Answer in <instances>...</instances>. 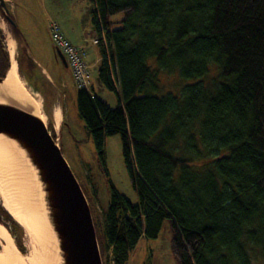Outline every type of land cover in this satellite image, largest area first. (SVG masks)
I'll return each mask as SVG.
<instances>
[{"label":"trees","instance_id":"1","mask_svg":"<svg viewBox=\"0 0 264 264\" xmlns=\"http://www.w3.org/2000/svg\"><path fill=\"white\" fill-rule=\"evenodd\" d=\"M93 2L94 32L107 41L98 77L117 86L118 105L77 89V111L101 159L104 137L120 135L138 196L131 204L111 188L103 225L112 263L142 235L156 237L164 218L179 264L264 258V0ZM8 62L0 39L2 78ZM161 70L192 82L158 94ZM1 215L23 234L0 204Z\"/></svg>","mask_w":264,"mask_h":264},{"label":"rangeland","instance_id":"2","mask_svg":"<svg viewBox=\"0 0 264 264\" xmlns=\"http://www.w3.org/2000/svg\"><path fill=\"white\" fill-rule=\"evenodd\" d=\"M76 1L8 0V3H6L12 19V23H9V25L12 35L18 41L22 51H26L27 47L30 46V36L33 33L35 35L32 40L41 44L47 52L56 55L57 60L60 61L51 41L49 33L51 19H49L48 14L65 12ZM119 18L120 14H115L112 17L113 20H118ZM5 20L0 14V39L6 49L8 24ZM19 63L25 78L29 80V83H35L33 73H30L27 57L22 54L19 57ZM147 63L151 68L157 67L153 57L148 58ZM213 68L214 66H210V70H212L211 73L209 72L210 75L208 77L210 78L215 75ZM97 71L98 67L93 72L88 70L89 82L92 86H90L89 92L91 95L101 98L106 104L109 102L111 104H107L109 107L115 108L118 105L117 94L104 86L98 77ZM61 74L66 81L65 89L58 88L61 94H64L62 99L64 122L53 137L57 142L62 158L77 181L90 209L102 264H113L111 262V251H109V247L106 244L103 225V217L108 208L111 188L123 195L131 204L138 203V196L131 184L120 135L115 134L104 137L102 145L103 158L101 159L97 154L91 136L88 134L78 114L76 106L77 88L72 83L71 71L63 63ZM19 78L29 94L32 93L33 88L28 85L22 76H19ZM210 78L206 79V81H209ZM190 82L192 80L181 79L176 71L168 74L161 70L159 72L160 92L158 94L167 91L178 94L180 85ZM43 86H40V90L48 96V88ZM33 97L38 100L41 113L48 114L50 102L48 100L45 102V99L38 92ZM44 124L52 135L49 120L46 117ZM15 223L18 224L16 221ZM10 226L14 229V225ZM171 237V221L168 218H164L156 237L148 238L142 235L123 264H179V261L171 251ZM23 241L24 251H28L26 236H23ZM252 260L254 264H264L263 256L257 251L253 252Z\"/></svg>","mask_w":264,"mask_h":264},{"label":"bare ground","instance_id":"3","mask_svg":"<svg viewBox=\"0 0 264 264\" xmlns=\"http://www.w3.org/2000/svg\"><path fill=\"white\" fill-rule=\"evenodd\" d=\"M10 65L0 82V103H8L45 121L40 104L25 89L16 64V47L6 39ZM29 87V86H28ZM33 94V95H31ZM55 124L59 113H53ZM0 204L23 229L28 251L20 252L0 223V264H63L58 239L48 216L43 186L26 153L12 139L0 134Z\"/></svg>","mask_w":264,"mask_h":264},{"label":"water","instance_id":"4","mask_svg":"<svg viewBox=\"0 0 264 264\" xmlns=\"http://www.w3.org/2000/svg\"><path fill=\"white\" fill-rule=\"evenodd\" d=\"M0 11L12 23L4 0ZM57 55L66 66L63 55ZM0 134L14 140L37 171L63 264H102L86 199L44 122L15 105L0 103Z\"/></svg>","mask_w":264,"mask_h":264},{"label":"crops","instance_id":"5","mask_svg":"<svg viewBox=\"0 0 264 264\" xmlns=\"http://www.w3.org/2000/svg\"><path fill=\"white\" fill-rule=\"evenodd\" d=\"M5 1L8 3V0ZM94 9L95 5L93 0H77L76 3L73 2L71 7H69L68 10H65V12L60 11L61 13L48 14L49 19H51L49 27L51 24L56 25L58 31L71 45L82 50L83 62L86 65L87 70H90V72H93V70L99 67L101 61L100 46L95 45L91 42V39L94 35V28L92 24V11ZM0 14L2 15V17H4L1 11ZM7 24V35L15 42V59L18 72L20 73L19 57L23 54L25 57H27L30 73H33V79L35 83H29V80L25 78L24 74L22 72L20 74L23 79L28 83V85L33 88L34 91L40 93L41 97L45 99V102L47 100L50 102L48 105V114H46L47 116L45 114L44 115L49 120V125L51 128L50 131L52 132V135H56L57 129H60L64 122V107L62 102L64 94H61L58 89L66 88V81L61 74V60L58 61L56 55H52L51 53L47 52L43 49L41 44H39L37 41H33L32 39L35 35L33 33L30 36V46H28L27 50L23 52L18 41H16L12 35L8 21ZM2 47L4 50L7 51V48L5 49L3 44ZM65 67H68L70 71V68L67 64ZM39 85H44L48 88V96L42 93ZM115 92L117 94V97H119L117 86H115ZM107 104L111 105L109 104V102H107ZM55 109H57L59 113L58 124H55L53 118V113Z\"/></svg>","mask_w":264,"mask_h":264},{"label":"built area","instance_id":"6","mask_svg":"<svg viewBox=\"0 0 264 264\" xmlns=\"http://www.w3.org/2000/svg\"><path fill=\"white\" fill-rule=\"evenodd\" d=\"M49 33L54 47L64 56L70 68L75 87L77 89H84L88 92L90 89V82L87 67L83 62L82 50L71 45L58 31L56 25H50ZM91 42L107 50V41L102 30H100L99 34L94 33Z\"/></svg>","mask_w":264,"mask_h":264},{"label":"flooded vegetation","instance_id":"7","mask_svg":"<svg viewBox=\"0 0 264 264\" xmlns=\"http://www.w3.org/2000/svg\"><path fill=\"white\" fill-rule=\"evenodd\" d=\"M0 223L4 226L5 229L8 231L10 235H12V239L14 242L15 247L20 251H24V241H23V234H19L18 230L14 227V229L10 226L13 224L10 220L6 219L3 215L0 216Z\"/></svg>","mask_w":264,"mask_h":264}]
</instances>
